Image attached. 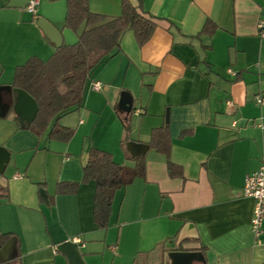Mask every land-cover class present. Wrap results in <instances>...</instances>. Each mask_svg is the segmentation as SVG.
<instances>
[{"label": "crops", "instance_id": "1", "mask_svg": "<svg viewBox=\"0 0 264 264\" xmlns=\"http://www.w3.org/2000/svg\"><path fill=\"white\" fill-rule=\"evenodd\" d=\"M28 1L0 0V114L15 69L64 45L39 23L68 29L66 0H38L34 15L24 10ZM123 1L88 0V8L116 17ZM127 1L140 2L156 28L142 46L125 32L119 52L94 70L80 108L57 121L71 132L67 140L49 137L52 124L35 133L34 120L27 127L11 108L0 115V147L9 153L0 236L15 241L8 264H68L56 247L73 238L84 264H170L169 250L201 252L204 263L194 264H264V220L255 239L253 199L242 192L245 176L264 165V105L253 100L264 98V0ZM158 129L166 152L151 143ZM130 142L148 149L133 157ZM92 149L127 169L144 161L143 178L115 192L106 228L93 219L95 183L83 180ZM60 184L76 189L57 193Z\"/></svg>", "mask_w": 264, "mask_h": 264}, {"label": "trees", "instance_id": "2", "mask_svg": "<svg viewBox=\"0 0 264 264\" xmlns=\"http://www.w3.org/2000/svg\"><path fill=\"white\" fill-rule=\"evenodd\" d=\"M66 1L65 26L76 35L77 43L59 47L46 61L29 58L15 69L13 82L14 88L26 91L38 105L33 131L41 133L52 124L49 137L61 140H67L71 132L59 127L58 119L80 108L92 73L119 52L124 33L132 31L137 45L142 46L156 28L155 18L147 15L140 2L134 6L124 0L121 13L110 17L90 12L88 0ZM165 132L158 129L152 134L151 143L162 152L167 151V146L163 145ZM168 170L170 175H175L173 164L168 163ZM143 176V160H137L134 169H127L116 164L108 152L90 151L83 168V180L95 183L93 219L97 227H107L115 192ZM75 189V184H60L56 191L71 193ZM8 239V236H0V245Z\"/></svg>", "mask_w": 264, "mask_h": 264}, {"label": "water", "instance_id": "3", "mask_svg": "<svg viewBox=\"0 0 264 264\" xmlns=\"http://www.w3.org/2000/svg\"><path fill=\"white\" fill-rule=\"evenodd\" d=\"M40 27L44 31L45 35L50 41H52L56 47L61 46L63 43L66 46H72L77 43L76 36L69 30L64 29L60 34L55 32L50 26L44 23H39ZM64 41V42H63ZM9 99L8 104L4 108V113L0 114L3 116L7 110L10 108L18 116L19 119H22L26 122L27 127L34 120L37 112L38 105L34 98L29 95L26 91L22 89H9ZM15 93V96L13 95ZM121 103L125 106L126 113H129L132 106V100L128 93H121ZM168 114L166 113L165 118L167 119ZM127 151L133 157H139L143 155L148 147L142 143L130 142L126 145ZM9 161L8 151L0 147V175L3 174L6 164ZM40 195L43 200L46 202L47 197L44 190H40ZM15 241L9 239L4 245H0V263L8 264L9 261L13 259V248ZM57 251L62 253L68 264H84L82 256L79 252L77 245L70 240H66L60 243L56 247ZM170 264H194V263H204V258L201 252L191 251L183 252L177 250H169L167 255Z\"/></svg>", "mask_w": 264, "mask_h": 264}, {"label": "built area", "instance_id": "4", "mask_svg": "<svg viewBox=\"0 0 264 264\" xmlns=\"http://www.w3.org/2000/svg\"><path fill=\"white\" fill-rule=\"evenodd\" d=\"M37 5L38 0H29L24 10L34 15ZM257 28L259 30V37L261 41L264 42V17L259 20ZM90 87L94 90H99L101 84L99 82H92ZM253 100L258 106L264 105V98L259 94L255 95ZM257 126L264 130V118H260ZM242 192L244 196L253 199L250 231L253 237L257 239L262 233V222L264 220V165L257 171L245 176ZM71 241L75 244L80 243L79 238H73Z\"/></svg>", "mask_w": 264, "mask_h": 264}]
</instances>
